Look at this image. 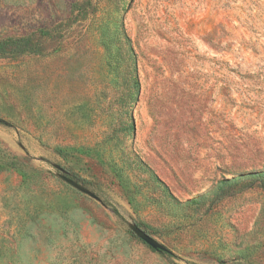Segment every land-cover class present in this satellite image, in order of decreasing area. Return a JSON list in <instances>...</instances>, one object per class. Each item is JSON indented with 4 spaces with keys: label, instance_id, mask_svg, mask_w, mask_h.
<instances>
[{
    "label": "rangeland",
    "instance_id": "374dc122",
    "mask_svg": "<svg viewBox=\"0 0 264 264\" xmlns=\"http://www.w3.org/2000/svg\"><path fill=\"white\" fill-rule=\"evenodd\" d=\"M74 1L95 17L0 57V264H264V0H0V41Z\"/></svg>",
    "mask_w": 264,
    "mask_h": 264
},
{
    "label": "trees",
    "instance_id": "16d2710c",
    "mask_svg": "<svg viewBox=\"0 0 264 264\" xmlns=\"http://www.w3.org/2000/svg\"><path fill=\"white\" fill-rule=\"evenodd\" d=\"M92 5L89 1H74L71 3L70 16H68L64 21L59 25L51 26L39 30L38 32L29 33L24 36H12L6 37L0 41V57H20L31 54H40L43 53L49 46H53L58 42H63V39L67 37L68 31L73 27L74 24L89 20V18L95 17V9L90 11V6ZM90 15H93L90 17ZM128 43V40L125 42ZM123 53L121 59L126 61V69L129 78L128 82V94L127 100L124 102L125 108H129L127 113L130 114V109L136 100V95L139 90V79L137 75V61L135 54L132 48H127L120 51ZM119 52V53H120ZM131 117V116H130ZM135 127L132 118H130L129 123L125 127V134H133ZM145 173H148L149 179L163 192L164 195L174 198L173 194L170 192L167 184L149 167H144V163H136ZM69 174V171H67ZM69 176L77 181L84 182L83 179L77 173H70ZM252 179L260 180L262 186L264 187V171H260L256 174H250ZM225 182H232V180L224 181L219 185V190L223 191L225 188H228L229 185H225ZM235 184L242 183L243 187L247 188L251 186L250 181H237ZM187 202H195L194 200H189ZM159 251V250H156ZM162 252L163 251H159Z\"/></svg>",
    "mask_w": 264,
    "mask_h": 264
},
{
    "label": "water",
    "instance_id": "95a60500",
    "mask_svg": "<svg viewBox=\"0 0 264 264\" xmlns=\"http://www.w3.org/2000/svg\"><path fill=\"white\" fill-rule=\"evenodd\" d=\"M61 170L66 171L62 167L58 166ZM66 173H68L66 171ZM69 181L77 183L78 181L74 180L70 176L67 177ZM131 230L140 238L142 239L145 243L150 245L152 248L155 250L167 252V253H172V251L163 243L159 242L156 238H154L151 234H149L146 230H144L142 227L137 225L136 223L130 224Z\"/></svg>",
    "mask_w": 264,
    "mask_h": 264
}]
</instances>
